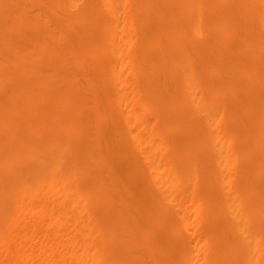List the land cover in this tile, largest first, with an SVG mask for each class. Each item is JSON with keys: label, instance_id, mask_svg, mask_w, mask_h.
Masks as SVG:
<instances>
[{"label": "bare ground", "instance_id": "obj_1", "mask_svg": "<svg viewBox=\"0 0 264 264\" xmlns=\"http://www.w3.org/2000/svg\"><path fill=\"white\" fill-rule=\"evenodd\" d=\"M0 264H264V0H0Z\"/></svg>", "mask_w": 264, "mask_h": 264}]
</instances>
